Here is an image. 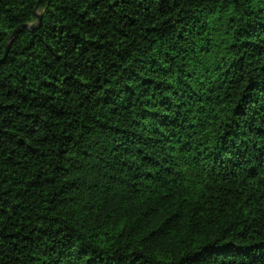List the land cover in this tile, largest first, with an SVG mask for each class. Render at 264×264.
<instances>
[{
  "label": "trees",
  "instance_id": "16d2710c",
  "mask_svg": "<svg viewBox=\"0 0 264 264\" xmlns=\"http://www.w3.org/2000/svg\"><path fill=\"white\" fill-rule=\"evenodd\" d=\"M0 264H264V0H0Z\"/></svg>",
  "mask_w": 264,
  "mask_h": 264
},
{
  "label": "water",
  "instance_id": "95a60500",
  "mask_svg": "<svg viewBox=\"0 0 264 264\" xmlns=\"http://www.w3.org/2000/svg\"><path fill=\"white\" fill-rule=\"evenodd\" d=\"M41 20H42V15H40V16L38 17V21H37L36 23H34V24H32V25H24V26L18 28V29L13 33V35H12V37H11V40H10V42H9L7 48H6L4 58H3L2 61H0V64H3L4 61L6 60V58H7V56H8V53H9V51H10L11 43L14 41V39H15L16 36L20 33V31L23 30V29H26V30H28V31H30V32H33V31L37 30V29L40 27Z\"/></svg>",
  "mask_w": 264,
  "mask_h": 264
}]
</instances>
